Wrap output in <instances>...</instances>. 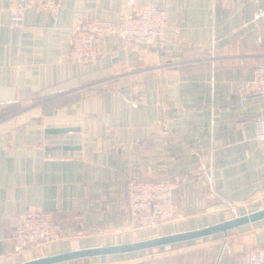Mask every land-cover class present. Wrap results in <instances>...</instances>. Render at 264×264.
Listing matches in <instances>:
<instances>
[{
  "label": "crops",
  "instance_id": "0c3cea01",
  "mask_svg": "<svg viewBox=\"0 0 264 264\" xmlns=\"http://www.w3.org/2000/svg\"><path fill=\"white\" fill-rule=\"evenodd\" d=\"M0 0V264L204 227L264 207V139L248 89L264 60V0H163L161 40L107 37L92 64L67 54L84 17L118 22L125 0H61L10 25ZM139 3L153 0H137ZM75 127L47 134V128ZM76 145L77 149H54ZM178 181L176 218L136 227L127 179ZM54 214L61 240L8 253L15 216ZM65 264H264V220L205 238Z\"/></svg>",
  "mask_w": 264,
  "mask_h": 264
},
{
  "label": "built area",
  "instance_id": "2783aa9c",
  "mask_svg": "<svg viewBox=\"0 0 264 264\" xmlns=\"http://www.w3.org/2000/svg\"><path fill=\"white\" fill-rule=\"evenodd\" d=\"M163 0L139 3L125 0L121 20L114 22L95 17H84L73 27L68 60L92 64L101 54L107 37H118L124 47L136 39L159 41L168 25V12ZM226 2L228 0H221ZM257 1V0H238ZM61 0H11L8 3L10 25H21L27 9L56 15ZM248 89L264 93V60L254 65ZM254 137L264 139V114L253 119ZM178 181L169 177L149 180L131 177L124 185L126 207L136 227H155L176 218L174 195ZM12 248L8 253L30 255L41 246L63 238V227L53 213L41 209H25L15 216Z\"/></svg>",
  "mask_w": 264,
  "mask_h": 264
},
{
  "label": "water",
  "instance_id": "95a60500",
  "mask_svg": "<svg viewBox=\"0 0 264 264\" xmlns=\"http://www.w3.org/2000/svg\"><path fill=\"white\" fill-rule=\"evenodd\" d=\"M75 127H58L47 128L45 133L57 134L65 133L74 130ZM77 149L76 145H63L56 146L54 149ZM264 220V207L258 208L248 213L233 216L231 218L200 227L197 229L180 231L175 233H169L164 235H158L146 239H141L133 242L106 245V246H94L68 250L60 253L38 256L31 259L23 260L15 264H65L68 262L98 258L103 256H112L119 254L132 253L137 251H143L153 248L164 247L177 243L197 240L212 236L215 234H226L228 231L260 222Z\"/></svg>",
  "mask_w": 264,
  "mask_h": 264
}]
</instances>
